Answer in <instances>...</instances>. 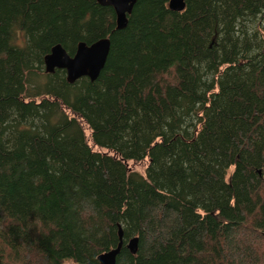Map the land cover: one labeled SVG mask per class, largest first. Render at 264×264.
<instances>
[{
    "label": "trees",
    "instance_id": "16d2710c",
    "mask_svg": "<svg viewBox=\"0 0 264 264\" xmlns=\"http://www.w3.org/2000/svg\"><path fill=\"white\" fill-rule=\"evenodd\" d=\"M169 1L0 0V264H264V0Z\"/></svg>",
    "mask_w": 264,
    "mask_h": 264
},
{
    "label": "water",
    "instance_id": "95a60500",
    "mask_svg": "<svg viewBox=\"0 0 264 264\" xmlns=\"http://www.w3.org/2000/svg\"><path fill=\"white\" fill-rule=\"evenodd\" d=\"M101 6L113 7L116 15V29L124 30L129 24V16L138 0H96ZM169 9L173 12H183L186 9V0H170ZM111 49V40L108 37L87 44L80 42L77 50L70 55L62 45L55 46L45 58L46 72L53 74L57 69L67 72V81L74 84L83 77L95 82L103 71ZM119 244L117 248L104 252L97 257L100 264H116L124 245V232L119 225ZM126 248L131 254L136 255L139 250V238H131Z\"/></svg>",
    "mask_w": 264,
    "mask_h": 264
},
{
    "label": "rangeland",
    "instance_id": "374dc122",
    "mask_svg": "<svg viewBox=\"0 0 264 264\" xmlns=\"http://www.w3.org/2000/svg\"><path fill=\"white\" fill-rule=\"evenodd\" d=\"M134 169H136V170H138V171H140V172H143L144 169H145V164H139V165L135 166ZM230 172H231V171H230ZM237 239H238V237H237ZM240 239H241V238H240Z\"/></svg>",
    "mask_w": 264,
    "mask_h": 264
}]
</instances>
